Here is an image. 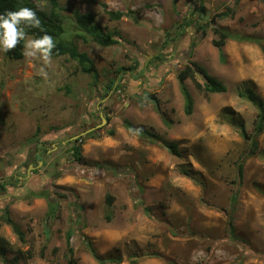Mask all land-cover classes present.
Here are the masks:
<instances>
[{
  "label": "rangeland",
  "instance_id": "1",
  "mask_svg": "<svg viewBox=\"0 0 264 264\" xmlns=\"http://www.w3.org/2000/svg\"><path fill=\"white\" fill-rule=\"evenodd\" d=\"M34 1L50 10L46 0ZM59 2L66 8L65 39L79 32L75 8L94 13L122 39L107 47L77 40L94 60L97 78L67 56L52 58L45 78L40 61L0 52V184H6L0 205L13 201L11 216L26 240L0 221L6 240L0 264H68L66 233L74 225L71 244L79 264H100L87 240L103 258L120 257V264H264V130L248 156L249 145L226 119V112L234 114L251 132L257 110L239 93L253 88L264 100V0ZM103 3L110 10L131 9L135 18L110 20ZM147 4L153 7L144 9ZM227 8L232 17L216 18ZM187 17L193 24L170 40ZM216 26L233 36L224 46L216 42ZM202 27H208L203 39ZM195 42L193 53L184 55L228 91L208 94L187 78L194 104L186 114L177 75L187 62L171 58ZM160 54L168 63L155 61ZM121 67L132 71L119 74ZM113 80L117 88L109 89ZM102 118V127L81 136L83 159L77 161L72 138ZM144 132L178 143L181 156ZM32 160L39 166L28 176ZM31 191L49 197L28 198ZM51 203L58 210L48 219Z\"/></svg>",
  "mask_w": 264,
  "mask_h": 264
},
{
  "label": "trees",
  "instance_id": "2",
  "mask_svg": "<svg viewBox=\"0 0 264 264\" xmlns=\"http://www.w3.org/2000/svg\"><path fill=\"white\" fill-rule=\"evenodd\" d=\"M84 1H92L93 0H84ZM241 0H235L236 4H239ZM48 3V7L50 10L42 9L38 6V4L34 0H0V14L6 13L9 10L15 11L18 10L21 7H28L36 11L37 15L40 17L42 22V27L44 29V32H47L48 34L52 35L56 42V48L53 50V56L52 58H59L63 56H67L70 59L76 61L81 69L82 72L93 74L95 78L98 77V71L96 64L94 60L84 51H81L78 45L77 40L82 39L84 41H94L100 46H111L116 45L120 42L122 39L121 34L118 31H112L109 30L107 27H104L97 23L96 21V15L92 12L88 13H82L78 8L72 9L74 20L77 26V29L79 30L78 33H76L75 38L68 40L65 39L64 36L66 35V29L64 27V16L62 14L63 10L66 8L62 7L59 0H46ZM105 8L106 13L108 14L110 20H121L123 17H133L135 18V15H133V10L131 9H125V10H110L107 8L106 4H102ZM153 7L152 4H147L144 6V9H151ZM203 10V6L200 8ZM194 15L193 13H191ZM190 14V15H191ZM234 14V10L227 8L225 12H221L216 18H227L232 17ZM216 18H213L214 20ZM213 20V21H214ZM193 24V19L191 18H185L182 23L179 25L176 33V37L170 40L174 41L177 38L183 36L185 29L190 27ZM208 28V27H207ZM206 27H202L200 38L203 39L208 35ZM27 36H31L32 38H38L39 36L43 35L44 33L41 32L39 29H31L26 28L25 29ZM213 32L215 35L218 36V39L216 40L218 46H224L226 44L227 39L232 38L233 36L228 32L222 29L221 27H214ZM236 39L240 40H250L248 37L243 36H234ZM169 40V39H168ZM23 45L24 41H21L20 45L13 50L12 52L5 53L7 57L13 59V60H20L24 58L23 56ZM169 45V42L165 43V46ZM196 42L191 45L188 49H183L179 52L172 53L174 60H179L181 58L184 59L185 62H187V65L184 69L178 72V81L180 84V90L183 94L184 101H185V112L186 114H190L193 110V98L190 94L188 87L185 84V80L187 78H190L194 81L195 85L202 91L206 93H224L228 91L227 85L219 80L218 78L210 75L205 68L197 64L196 62H189L190 55H184V53L188 52L192 54L193 48L195 47ZM222 59H224V56H221ZM155 58V61H159L162 64L168 63V60L164 57L163 54H160ZM170 60V59H169ZM151 62V61H150ZM131 70L132 68H125L121 67L118 72L121 74L123 71ZM197 76H201L204 79V82H200L197 78ZM113 86L117 88L115 81H111L109 85V89H112ZM240 97L251 103L257 110V117H256V123L255 127L251 132H248L245 127V123L242 119L239 117H236L234 114L230 112H226V119L228 122H231L234 126L237 127L239 130L240 135L245 139L247 144L249 145V152L248 156H252L256 153L258 149V143L257 138L260 136V134L264 130V100L263 98L253 89V88H247L244 91L240 92ZM150 98L154 100L156 106L158 108H161L160 101L157 98L155 94H151ZM109 120V118H107ZM94 131L92 132V134ZM88 134V133H87ZM110 135H113L114 132L111 130L109 131ZM145 136L149 138L153 142H159L161 143L165 148L169 150V152L174 156H181V152L179 150V145L176 142L168 143L165 139H162L160 137H157V135L144 132ZM91 135V133H90ZM83 138H78L76 140H73L72 142L75 143L73 146L72 151H70L73 155V157L77 161H81L83 159L82 155V147L79 144V141H81ZM33 141V139H31ZM38 142H36V155L34 156V159H39V155L37 152L40 150L38 147ZM32 160L31 162H33ZM37 162L34 163L36 165ZM243 170H244V164L240 163L238 166V177L243 176ZM35 172V171H33ZM184 174L189 175L190 172L185 170L183 171ZM17 181H19L18 178H16ZM6 187V184H0V188L4 189ZM41 197H49L45 191H31L28 194V198H41ZM63 197H66L63 195ZM236 198V196H235ZM110 200V199H109ZM13 201L10 203H7L6 205H0V221L4 222L5 224L11 226L13 231L16 233L18 238L25 242V233L21 229V226L17 224V222L12 218L11 211H10V205ZM58 210V206L56 204L50 205V211L48 213V219L50 217H54L56 212ZM48 219H45L47 222ZM111 219L110 217L108 218ZM230 234L233 235L234 233V226L233 222L230 219L228 221ZM76 232L75 225L73 226V229L67 231L66 233V243H67V249H66V256L68 258V264H79L78 260L74 257L75 250L71 244V238ZM6 240L4 237H0V257H4L6 254V248L2 243H5ZM88 248L90 253L95 257V259L100 264H106V263H118L120 264L121 258L120 257H110V258H103L101 255L98 254V252L94 249L92 242L87 240ZM17 261V260H16Z\"/></svg>",
  "mask_w": 264,
  "mask_h": 264
},
{
  "label": "clouds",
  "instance_id": "3",
  "mask_svg": "<svg viewBox=\"0 0 264 264\" xmlns=\"http://www.w3.org/2000/svg\"><path fill=\"white\" fill-rule=\"evenodd\" d=\"M26 28L39 29L44 34L38 38H27ZM21 41H24L23 56L32 61H40L42 66L39 74L47 78L46 68L52 64L56 42L52 35L44 32L41 19L36 11L28 7L0 14V52H12L20 45ZM72 140L76 139L72 138ZM41 162L42 164H40ZM39 164L43 165L44 162L40 160ZM30 165L34 166L33 170L39 166L34 165V162H31L29 167Z\"/></svg>",
  "mask_w": 264,
  "mask_h": 264
},
{
  "label": "water",
  "instance_id": "4",
  "mask_svg": "<svg viewBox=\"0 0 264 264\" xmlns=\"http://www.w3.org/2000/svg\"><path fill=\"white\" fill-rule=\"evenodd\" d=\"M102 119H103V123H102V124H99L98 126L92 128V129H89V130H87V131H85V132H83V133H81V134H79V135H76L73 139H78V138H80L81 136H83V135H85V134H87V133H89V132H91V131H94V130L97 129V128L102 127L103 124H104V122H106V119H104V118H102ZM40 164H42V162H41ZM33 168H34V166H33V165H30L29 170H28V176H30V170L33 169Z\"/></svg>",
  "mask_w": 264,
  "mask_h": 264
}]
</instances>
